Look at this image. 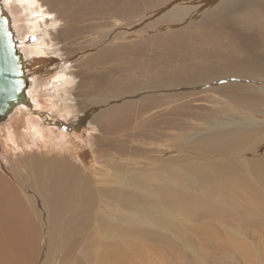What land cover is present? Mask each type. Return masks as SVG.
<instances>
[{"label": "bare ground", "instance_id": "6f19581e", "mask_svg": "<svg viewBox=\"0 0 264 264\" xmlns=\"http://www.w3.org/2000/svg\"><path fill=\"white\" fill-rule=\"evenodd\" d=\"M2 1L11 17L18 47H21L17 19L8 11L7 0ZM19 1L26 4L24 11L40 2L41 7L46 5L42 0ZM29 12L27 40H34L43 27L51 28L29 50L30 58L40 63L51 61L60 70L61 74L52 81L57 87L58 107L55 104L51 107L57 108L63 117L72 116L75 125L89 128L88 146L93 149L96 165L100 168L95 169V175L86 176L77 166L82 162L73 158L65 140L67 135L62 130L57 131L60 137L52 142L48 134L51 127L42 131L28 119L31 128L21 121L18 131H28L26 136L32 143L17 145L13 155L0 163V264L77 262L79 259L74 255L65 261V256L73 250V237L92 228L99 238L89 246H100L106 252L99 254L84 246V259L99 260V264H153L157 259L151 253L155 251L154 246L163 244V235L170 229L167 225L185 231V227L191 226L188 224L191 220L197 221L200 217L204 227L221 232L222 227L214 223L219 220L218 212L212 207H198L196 202L204 203L205 199L193 194L205 193L207 189L203 184L211 180L213 185L221 187L224 182L234 183L238 190L233 192V200L248 197L243 199L238 210L264 220V127H260L264 125V0H169L138 23L130 20L128 14L129 22L119 33L99 34L97 44L78 48L68 34L64 36L67 30L61 29L59 19L62 18H56L47 8L44 15L54 19L43 17L40 21L38 17L42 11L37 13L41 14L39 16ZM154 24L170 30L152 38L153 45L162 42L161 47L165 49L173 46L183 55L193 52L194 57L182 58L184 60L176 63L178 66L168 70L152 71L149 69L152 65L136 68L132 61L122 62L121 67V60L137 56L142 46L138 43L125 45L119 40L130 38ZM68 33L72 35L71 31ZM64 40V49L57 48ZM143 45L149 48L147 43ZM23 55L26 66L27 52ZM111 62L115 64L109 69L95 72ZM36 86L32 87L31 83L28 91L29 106L36 105ZM169 108L185 109L186 114L182 117L190 116L196 123L188 131H195L193 135H187V131L181 134L173 151L165 148L153 152L159 156L180 154L179 160L150 159L141 165L136 162V168H133L130 161L113 160L116 154L112 159L101 155L102 146L95 131L107 134L134 113L137 117L140 114L152 117L154 113H166ZM20 114L22 109H17L5 124L12 123ZM137 122L135 125L140 126ZM165 122L170 120L166 118L163 124ZM158 127H154L156 131L162 130L151 131L149 140L156 137L166 140L168 127ZM175 127L182 129L181 123ZM6 131L11 138L7 141L15 143V132L12 129ZM236 135L241 140L235 144ZM37 137L42 143L40 148L35 144ZM115 144L114 141L111 145ZM184 148L189 149L191 155L184 156L187 152ZM44 151L57 157L33 155ZM142 154H149V151L142 150ZM104 158L107 161H101ZM177 161H180V168L175 176L166 173L163 178L156 177L158 184L138 185L136 182L134 169L140 175L149 171L151 165L167 167ZM183 165L187 166V172ZM182 185L186 186L183 193L177 190ZM219 192V200H226ZM180 198L194 207L193 211L179 209L182 220L172 213L163 218L156 215L155 211L165 210L162 199L167 204H176ZM173 208L174 211L178 209ZM226 211L232 213L231 221L241 226L237 212ZM220 221L231 226L224 217ZM147 227L161 232H152ZM231 232L239 243L247 240L240 231ZM59 236L60 244L57 243Z\"/></svg>", "mask_w": 264, "mask_h": 264}, {"label": "rangeland", "instance_id": "374dc122", "mask_svg": "<svg viewBox=\"0 0 264 264\" xmlns=\"http://www.w3.org/2000/svg\"><path fill=\"white\" fill-rule=\"evenodd\" d=\"M168 1L169 0H42V3L46 2L45 7L52 11V13L55 14L54 16H56V18L60 17L63 19H59V21H61V29L66 28L67 30V33H65L64 36L66 37L69 35V39L71 41H76V48H78L80 46L86 47L89 44H97V37L99 34L105 36L115 31L119 33L121 29L124 28V25L129 22L128 14L131 16L130 20L138 23L144 16L151 15L155 10L159 9ZM6 3L8 11L17 19L16 29L18 30L20 36L19 42L21 43V47L19 48H21L23 52H27L28 61L25 66L27 77L32 80V87L34 85L37 86L35 87L36 105H28V108H26L24 111L22 110V114H20V116L14 117L12 123L8 122L7 124L4 123L0 125V163L1 161L4 162L6 159L10 158L11 155H13V152L15 151L14 149L17 145L26 146L27 144L32 143V140L26 136L28 134V131H25L24 129L18 131L21 121L24 123V125H27L29 128H31L30 122L26 121L28 119L42 131L43 129H46V127H51L50 132L52 134H48L53 139L52 142L58 139L57 137H60L58 136L57 131L62 130V133H64V135H67L65 140L70 145L69 150L71 153H73V158L75 157L76 160L82 162V165L77 164V166L81 168L85 175H95V169L100 168V166L96 165L93 149L88 146L89 139L87 138V133L89 131V128L86 125H75L76 122L74 121V118H72V116L63 117L56 110V107H54L56 109H53L51 107L53 104L57 106V101L59 99L56 93L57 87H54L52 85V81L61 74L59 72L60 70L56 69V66L54 67L51 61L47 63H40L38 62V60L29 57V50L34 47V45H36L45 35H47L49 31H51V28L46 30V28L43 27V29H41L42 33L38 34L37 37L34 38V40H27V28L30 26V23L28 22V20L30 19L29 10L38 15L37 13H39L40 11H42L43 13L46 8L41 7L40 2V5L35 4L34 6L30 7L28 11L26 9L24 11L23 9L26 8V4L22 5L19 0H7ZM153 9L155 10L152 11ZM58 13L60 14V16L58 15ZM43 17L45 19L55 18L53 16H49L48 14L44 15V13L38 18L40 19V21H42ZM43 22L44 24H46L45 21ZM49 25H51V23ZM49 25L47 26L50 27ZM136 28H140V25H136ZM169 30L170 29L166 28L164 25L161 26L154 24L145 31L142 30L136 32V34H134L130 38H121V40H119V43L125 45H129L130 43H138L142 46L140 48V54H138L137 56L133 55L131 57H127L125 61L121 60V67H123L122 62L127 63L132 61L138 65L137 66L134 63L136 68L141 67V65H146L148 67L152 65L153 67H155L153 68L151 66L149 68L152 71L155 69V71H157L163 68H165L163 70H168L167 68L178 66L176 63H178L180 60L194 57L193 52H185L187 54L183 55L179 52V49L173 46L170 47L171 49L169 47L165 49V47H161L162 42H156L154 43V45L152 44V38H155L158 35H163ZM69 31L72 32V35L68 33ZM144 43H147L149 48L145 47L143 45ZM65 46L66 41L64 40L63 42L58 43L57 48L64 49ZM132 50L134 52L136 51L135 49ZM188 53L190 55H188ZM77 55H79V53H77ZM159 57L162 58V60ZM186 61L191 62L190 60ZM114 64V62L108 63L100 67L104 69H99V71L95 72L105 71L106 69L112 67ZM71 65L73 67V71L76 72L77 68L73 65V63ZM179 110L183 111L180 112ZM184 110L185 109L182 108L176 110L169 108L167 109L166 113L164 111L160 112L159 114L154 113L152 114V117L149 114H140V116L137 117V114L134 113L127 121L116 126V128L112 132H107V134H104L103 132L95 131L94 134L99 138V142L102 146L101 155H106V157L112 159L116 154V157L113 158V160L130 161L133 168H136L134 165L136 162L141 165L142 162H145L146 160L149 161L150 159H153L155 161L160 159H178L177 156H180V154L164 153L162 154V156H159L158 153L155 154L153 151L158 149L164 150L165 148H168L169 151H173L176 148V140H178L177 138L181 134L187 131L185 132L187 135H193L195 130H188L190 126H196V123L190 116L182 117L183 114H186ZM156 112H158V110ZM172 114L176 116L171 117ZM166 118H168L170 122H165L163 124ZM146 120L147 122L145 123ZM135 121L140 124V126H136ZM157 121H159L160 123ZM185 122L187 123V125ZM177 123L178 125H180L181 123V130H177V128L175 127V124L177 125ZM158 126L168 127V130L166 131L168 137L166 138V140H162L159 137L149 140V134L151 131L153 133H156L157 131L162 130L157 129L156 131L154 127ZM260 127H264V125ZM172 128H174L175 130H172ZM6 129H12L15 132V137L13 138L15 143H12V141H7L11 138L7 136L8 133ZM36 139L38 140L35 141L36 147L40 148L42 143L41 141H39V137H37ZM239 139L240 137L236 135L234 139L235 144ZM47 140L49 139L47 138ZM114 141L117 144L111 145L114 144ZM52 142L50 141V143ZM142 150L149 151V154H142ZM33 155L51 158L57 157L55 154L46 151L37 152L36 154L33 153ZM183 155H191L190 150L187 149V152ZM101 161L105 162L107 160L104 158ZM153 166L154 165L148 167V169L150 170L145 174L140 175L138 170L134 169V174L137 179L136 182L138 183V185H146L148 183L158 184L156 177L163 178L166 173L175 176V173L179 171L180 161H177V163H170L167 167H162L155 164V171L152 170ZM187 169V166L183 165V170L185 172H187ZM213 184V180L206 182L203 184V187L207 189L205 193L193 192V194L198 198L205 199L204 203L196 202L198 207H212L215 212H218L219 220H215L214 223H218L217 225L222 227L221 232L218 233L213 228L204 227V220L200 217L197 221L191 220V223H188L191 226H188L187 228L185 227V231H182L180 229L182 232L180 230H177L178 228L174 229L171 225H167V227L171 230L166 229V233L165 235H163V244L154 246L155 251L151 253V256L157 259V262H153V264H264V220L252 218L248 212L238 210V208H240L241 204L243 203V199L245 200L248 197L242 196L241 198L233 200V196L235 195V193L233 192H236L238 190L234 183L225 184L224 182V187L216 186ZM169 187L174 188V186ZM181 187L182 188L177 190L181 193L185 192L186 186L182 185ZM219 191L223 193V196L226 197V200H219ZM162 202L164 204L165 210L162 211L160 209L155 211L156 215L161 218L166 216L167 213H172V216L181 219V213L179 211L181 207L191 211L194 210L193 205L185 200H182V198H180L176 204L174 202L172 204H167L163 201V199ZM173 206L177 207L178 209L174 211ZM230 209H232L234 212H237L236 216L241 217V226L237 225L235 221H231L232 213L226 211ZM249 212L252 211L249 210ZM153 216H155V214H153ZM223 217L224 221L228 222L231 226H225L222 224L220 219ZM92 229H88L89 231H87L85 234L73 237L74 247L72 252L68 256H65V261H68L70 259L69 257L74 255L79 259V261L71 262L70 264L100 263L99 260L84 259V255L86 253L83 252L82 249V247L84 246H86L87 248L89 247V250L93 252L97 251L99 254L102 251L106 252L100 246H89L91 242H94L99 238L96 235V232L92 231ZM148 229L152 232H161L153 228ZM231 231H240L247 237V240H244L245 242L239 243L236 239H234ZM60 239L61 236L58 237V244H60ZM230 239L233 240L231 241ZM65 240H67V238ZM67 249L68 248H66V250ZM64 252L65 250H62V254Z\"/></svg>", "mask_w": 264, "mask_h": 264}, {"label": "water", "instance_id": "95a60500", "mask_svg": "<svg viewBox=\"0 0 264 264\" xmlns=\"http://www.w3.org/2000/svg\"><path fill=\"white\" fill-rule=\"evenodd\" d=\"M11 22L0 0V124L30 103L28 91L32 80L27 77L24 55Z\"/></svg>", "mask_w": 264, "mask_h": 264}]
</instances>
